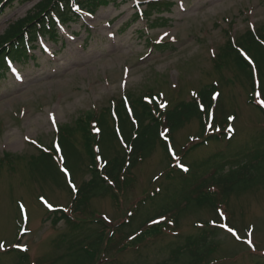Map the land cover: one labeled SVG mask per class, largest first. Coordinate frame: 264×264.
Wrapping results in <instances>:
<instances>
[{"label":"rangeland","instance_id":"1","mask_svg":"<svg viewBox=\"0 0 264 264\" xmlns=\"http://www.w3.org/2000/svg\"><path fill=\"white\" fill-rule=\"evenodd\" d=\"M39 1H16L0 8V35L11 22L36 11ZM145 1L103 4L96 14L60 29L65 32L64 44L40 40L32 59L13 64L0 76V264H67L70 258L63 256L96 227L105 229L106 239L95 264L264 263V175L259 184L232 194L228 202L195 205L181 211L176 220L169 214L148 224L142 234L109 240L140 200L145 201L142 212L155 214L164 199L178 193L180 181L163 176L170 161L160 144L132 170L116 197L108 193L93 198L89 210L72 224L48 217L51 208L68 210L73 187L89 177L90 158L82 131L75 129L69 139L74 156H65L72 169L70 185L68 173L57 167L55 159L41 162L42 149L53 147L59 127H77L79 119L97 110L105 112L112 98L128 91L136 96L162 91L175 104L218 82L222 111L215 122L223 124L227 115L234 114L232 127L237 133L228 145L210 142L188 151L183 162L193 166L221 152L227 160L241 159L244 164L261 154L260 149L255 153L254 143L264 133V72L252 70V80L247 70L234 64L218 69L212 55L226 43L228 33L237 36L251 24H264V0H158L165 11L155 9L149 17L137 18V5ZM167 2H173L171 7ZM151 40L170 42L174 50H154ZM253 66L257 67L254 60ZM106 119L112 126L108 115ZM203 134L199 118L194 117L174 133L172 148L180 156L188 148H182L186 140ZM102 146L107 160L121 153L113 138ZM158 188L161 192L148 198ZM93 220L99 223L83 224ZM212 228L217 234L207 256L196 261L189 251L178 256L172 252L187 238Z\"/></svg>","mask_w":264,"mask_h":264},{"label":"trees","instance_id":"2","mask_svg":"<svg viewBox=\"0 0 264 264\" xmlns=\"http://www.w3.org/2000/svg\"><path fill=\"white\" fill-rule=\"evenodd\" d=\"M14 1L17 0H0V6L3 2L6 6ZM27 1L30 0H19L22 3ZM110 1L114 0H41L36 5V11L34 10L25 18L12 22L8 29L0 35V63L5 64V57L19 62L28 59V52L36 47L35 43L40 35H48L57 41L59 25L79 21L80 12L95 13L99 6ZM146 3L147 9L144 12L146 17H149L155 9L158 12L165 11L161 8L164 4L160 2L148 1ZM138 16L136 14L137 18ZM154 47L163 52L174 50V46L170 42H162ZM244 50L256 62L259 71L264 72V24L257 23L254 27L248 26L246 31L237 36L228 33L226 43L219 46L213 53L212 61L218 69L234 64L240 70H247L253 80L252 64L243 54ZM218 85V82L206 85L198 91V98L193 97L188 101L182 100L175 104L169 102L167 107H162L163 98L158 92L148 90L146 93L136 96L134 92L128 91L125 97L122 94L121 97L112 98L105 112L94 111L93 114L79 119L77 127L61 126L59 129L60 143L65 154H70V156H74V154L70 151L73 146L69 139L75 129L82 131L90 158V172L88 179L82 181L76 195L73 196L68 209L69 213L60 211L49 214L48 217L72 224L77 214L89 210L93 198L108 193H113L116 197V194L123 189L121 185L128 184L130 177L133 176L132 170L145 162L154 147L159 144L170 161V167L163 176H166L170 181H180H178L180 183L178 193L171 199H164L155 214L147 211L142 212L136 206L129 223H121L122 225L112 235L115 237H109V240L115 239L116 242H119V239H126L128 235L137 233L138 228L147 224L148 221L150 222L152 218L156 219L171 213L176 220L181 211L195 205L216 207L220 201L228 202L232 194L246 191L259 184L260 177L264 175V133L254 143L255 153L258 154L260 149L261 154L253 157L250 161L247 160L244 164L241 163V159L227 160L225 154L221 152L211 155L201 162H194L193 166L183 162L188 151L210 142H226L228 145L235 137V135L227 137V132L217 131L215 128L217 123L214 121H212L214 127L207 128L211 118L209 108L213 106L212 95L216 90H219ZM251 85L253 88V83ZM217 100L219 113L222 111L221 97ZM201 103L206 106V111H201ZM261 110L264 112L262 108ZM107 115L112 126L106 119ZM194 117L199 118L204 134L199 137L195 136V139L186 140L182 148H188L179 156L178 153H173L171 148L174 133ZM95 123L100 127V133L94 131ZM108 131L111 133L109 134ZM162 134H165L168 140L163 138ZM112 138L118 142L121 153H117L114 158L108 160L104 167H101L100 161L97 159L98 150L96 153L94 146H100V151H102L103 143L111 142ZM45 155L40 157L41 162L47 161V155ZM67 158L69 161V157ZM181 164L187 165L188 169L182 170ZM166 191L169 193L170 186L166 187ZM157 194V192H153L151 198H155ZM95 221H85L83 224L99 223ZM212 229L196 238H187L182 247L173 249L172 252L178 256L179 253L189 251L191 260L196 259V261L202 256H207L211 246L214 245V236L217 234L216 229ZM105 237L104 230L100 231V228L96 227L94 233L90 234L82 243L72 246L71 251L64 255L63 259L70 258L67 264H95V258L106 239Z\"/></svg>","mask_w":264,"mask_h":264},{"label":"snow or ice","instance_id":"3","mask_svg":"<svg viewBox=\"0 0 264 264\" xmlns=\"http://www.w3.org/2000/svg\"><path fill=\"white\" fill-rule=\"evenodd\" d=\"M164 35H167V33H165ZM181 167H183V166L181 165ZM49 207H51V205H49ZM229 231H233V230L232 229H229ZM0 247H2V245H0Z\"/></svg>","mask_w":264,"mask_h":264}]
</instances>
